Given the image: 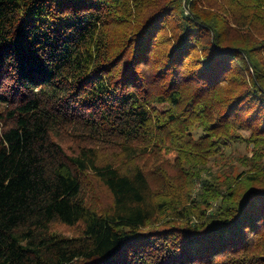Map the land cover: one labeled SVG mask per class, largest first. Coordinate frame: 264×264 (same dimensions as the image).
Returning <instances> with one entry per match:
<instances>
[{"label":"trees","instance_id":"obj_1","mask_svg":"<svg viewBox=\"0 0 264 264\" xmlns=\"http://www.w3.org/2000/svg\"><path fill=\"white\" fill-rule=\"evenodd\" d=\"M0 264H264V0H0Z\"/></svg>","mask_w":264,"mask_h":264},{"label":"rangeland","instance_id":"obj_2","mask_svg":"<svg viewBox=\"0 0 264 264\" xmlns=\"http://www.w3.org/2000/svg\"><path fill=\"white\" fill-rule=\"evenodd\" d=\"M183 1H184V3L186 2V0H183ZM242 133L245 134V135H248L249 132L248 131H242ZM233 149H237V150H239V151H241L243 153H246V152L249 151V148H247L245 144H236V145L233 146ZM101 193H102V191L100 192V194ZM101 200L103 202L107 203V197L104 196ZM60 230L63 231L65 234H68V235H71V233H72L71 232L72 231L71 228L67 229L66 227H60Z\"/></svg>","mask_w":264,"mask_h":264}]
</instances>
